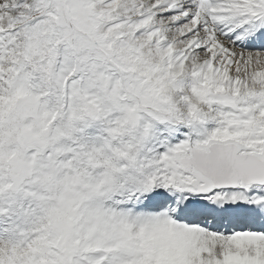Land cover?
<instances>
[{
	"label": "snow or ice",
	"instance_id": "6c2138e0",
	"mask_svg": "<svg viewBox=\"0 0 264 264\" xmlns=\"http://www.w3.org/2000/svg\"><path fill=\"white\" fill-rule=\"evenodd\" d=\"M0 264H264V0H0Z\"/></svg>",
	"mask_w": 264,
	"mask_h": 264
}]
</instances>
